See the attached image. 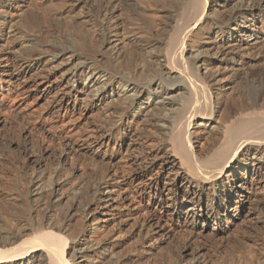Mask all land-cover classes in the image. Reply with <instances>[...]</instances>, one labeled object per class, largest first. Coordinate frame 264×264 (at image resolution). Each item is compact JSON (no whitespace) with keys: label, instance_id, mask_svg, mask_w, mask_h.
I'll list each match as a JSON object with an SVG mask.
<instances>
[{"label":"bare ground","instance_id":"obj_1","mask_svg":"<svg viewBox=\"0 0 264 264\" xmlns=\"http://www.w3.org/2000/svg\"><path fill=\"white\" fill-rule=\"evenodd\" d=\"M62 1L0 0V264H264V0Z\"/></svg>","mask_w":264,"mask_h":264},{"label":"rangeland","instance_id":"obj_2","mask_svg":"<svg viewBox=\"0 0 264 264\" xmlns=\"http://www.w3.org/2000/svg\"><path fill=\"white\" fill-rule=\"evenodd\" d=\"M51 1L54 4H56L55 5L56 7H58V6L61 7V6L64 5L63 4L64 2L62 0H51ZM78 5L75 6L73 8V10L71 8V15H73V17L75 19H77V20H83V19L86 20L85 17L89 13V9H88L87 5L86 4H83V3H80ZM123 16H125L124 19H126V16L127 15L124 14V15H122V17ZM45 18H46V22L47 23L44 26V30L47 32V34L49 33L47 36L51 37L53 35L58 34V35L63 36L62 38L64 40L72 39L73 33L70 34V32H72V30L70 28H67L66 27L67 25H66V22H65L64 19L63 20H60V22H59V21H50V20H48V17L47 16ZM79 26H78L79 28L77 27L76 29H78V31H80L81 34H83V36H86L87 37L89 35L88 38H90V36H91L90 33L91 32L93 34L92 29H95L96 28V27L93 26V23H90V21L89 22H83ZM68 29H70V30L68 31ZM84 34H86V35H84ZM247 71H248V69H247ZM247 71H246V73H247ZM38 108H40L39 105H38ZM50 153L51 152L48 153L49 155L46 154L43 157V163L45 164L46 167H48V166L49 167H54L56 165V162H57V160H56L57 159L56 154H53V152H52L51 154H53V155H50ZM11 157L14 158V154L13 153H11ZM9 161H11L10 158H9ZM6 166H8L7 168L9 170L7 169L8 171H6L5 173H6V176H8V178H10V177H12L13 168L11 167V164H8ZM70 166L71 165H69V168H71ZM10 169H12V171ZM122 236H124V238H123V242H124L123 244L124 245L122 244V246L117 249L118 250L117 254L118 253L119 254H126L128 251H129L128 253H131V250L132 251L133 250H138L139 253L141 254V256L143 254V257H141V259L139 260V262H135V263L132 262L131 264H137V263L138 264H175L176 262L177 263H180V264H183L184 263V261H182L179 258V255H178L179 254L178 252L180 250V245L179 244L170 243L167 247H163L162 248L164 250H162V249L160 250V255L162 254L161 256L159 254H157V256L151 257V256H146L145 255V252L143 253V251L146 248V245L148 244V241L146 239H134V238H130V237H127V234H125V233H123ZM137 240H139V241H137ZM209 249H210L209 255H210V260L212 261L211 262L212 264H222L221 262H223V260L225 261L226 259H230L229 257H232V256L234 257V255H237V252L236 251H233L230 246H225L224 248H222V250L224 249L223 251L220 250L221 248L217 250V248L214 247V245H212V247L210 246ZM252 251H253V249H252ZM218 252H220L222 254H220ZM231 252L232 253L234 252V253L231 254ZM221 255H222V257L225 256L226 259L225 258L223 259L222 257H220ZM158 256H160V257H158ZM70 264H73L72 261L70 262Z\"/></svg>","mask_w":264,"mask_h":264}]
</instances>
